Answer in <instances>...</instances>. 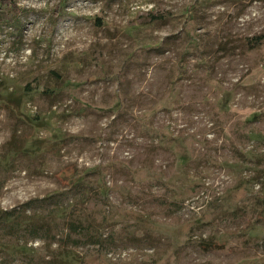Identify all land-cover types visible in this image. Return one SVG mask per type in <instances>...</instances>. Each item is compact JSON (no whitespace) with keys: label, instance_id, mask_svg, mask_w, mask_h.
I'll return each mask as SVG.
<instances>
[{"label":"rangeland","instance_id":"1","mask_svg":"<svg viewBox=\"0 0 264 264\" xmlns=\"http://www.w3.org/2000/svg\"><path fill=\"white\" fill-rule=\"evenodd\" d=\"M0 264H264V0H0Z\"/></svg>","mask_w":264,"mask_h":264}]
</instances>
